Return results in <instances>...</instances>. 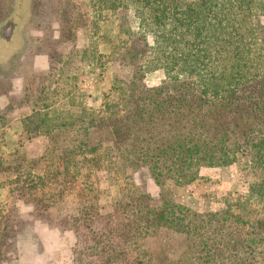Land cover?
<instances>
[{"label":"trees","instance_id":"trees-1","mask_svg":"<svg viewBox=\"0 0 264 264\" xmlns=\"http://www.w3.org/2000/svg\"><path fill=\"white\" fill-rule=\"evenodd\" d=\"M92 1L94 17L113 20L118 40L109 57L96 55L104 60L103 73L108 64L112 71L102 104H78L58 84L51 104L30 105L31 95L24 96L25 120L39 117L38 134L74 129L77 138L67 151L75 159L66 170L82 167L87 177L105 171L112 180L145 170L161 188L157 203L135 196L128 206L129 240L143 259L144 240L171 234L179 242L174 251L161 249L157 262L135 264H264V0ZM69 23L66 33L75 36L77 27ZM92 53L84 48L76 55L82 63ZM32 55L48 56V50L38 44ZM124 66L134 67L131 81L116 73ZM159 70L164 85L147 88L146 74ZM235 166L252 171L254 181L248 195L228 194L223 210L199 213L179 198L202 169ZM125 255L120 250L114 258Z\"/></svg>","mask_w":264,"mask_h":264},{"label":"rangeland","instance_id":"rangeland-1","mask_svg":"<svg viewBox=\"0 0 264 264\" xmlns=\"http://www.w3.org/2000/svg\"><path fill=\"white\" fill-rule=\"evenodd\" d=\"M93 2L0 0V111H4L0 119V264H135L149 258L156 261L161 249L168 246L174 251L179 242L174 235L163 234L141 242L145 259L133 251L128 206L135 196L157 203L161 188L145 170L130 179L113 180L105 171L87 177L82 167L66 170L68 159H75L68 158L67 150L77 133L69 128L38 134L34 128L39 117L25 120L29 107H19L27 94L30 105L35 101L51 104L58 98L53 91L58 84L66 88L63 95L78 104L85 100L96 107L102 104L103 94L111 88L112 71L108 64V72L103 73L104 60L96 55L109 57L118 40L113 20L94 17ZM70 20L77 27L75 36L66 33ZM130 20L137 29L133 12ZM38 44L48 50V56H42L52 64L51 73L34 69L32 54ZM84 48L93 53L81 63L82 55L76 53ZM116 73L131 81L134 67L124 66ZM165 81L164 71L159 70L146 74L144 85L156 88ZM9 105L13 110H6ZM23 125L32 129L22 131ZM253 181L252 171L240 172L236 166L226 172L202 169L200 180L178 196L199 213L218 212L225 208L228 194L248 195ZM95 230L99 232L93 235ZM120 250L126 255L114 258Z\"/></svg>","mask_w":264,"mask_h":264},{"label":"crops","instance_id":"crops-1","mask_svg":"<svg viewBox=\"0 0 264 264\" xmlns=\"http://www.w3.org/2000/svg\"><path fill=\"white\" fill-rule=\"evenodd\" d=\"M50 67V62L47 57L44 56H36L34 59V69L36 71H46Z\"/></svg>","mask_w":264,"mask_h":264}]
</instances>
